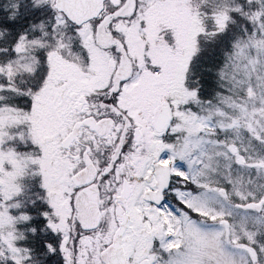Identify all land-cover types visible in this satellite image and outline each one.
I'll return each instance as SVG.
<instances>
[{
	"label": "snow or ice",
	"instance_id": "snow-or-ice-1",
	"mask_svg": "<svg viewBox=\"0 0 264 264\" xmlns=\"http://www.w3.org/2000/svg\"><path fill=\"white\" fill-rule=\"evenodd\" d=\"M0 264H264V0H0Z\"/></svg>",
	"mask_w": 264,
	"mask_h": 264
}]
</instances>
